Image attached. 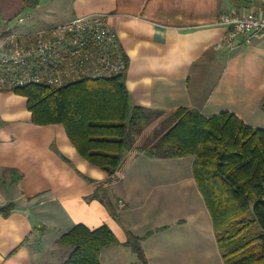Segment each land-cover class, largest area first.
<instances>
[{
  "label": "crops",
  "instance_id": "1",
  "mask_svg": "<svg viewBox=\"0 0 264 264\" xmlns=\"http://www.w3.org/2000/svg\"><path fill=\"white\" fill-rule=\"evenodd\" d=\"M25 2L0 0L2 27L38 31L107 14L129 57L126 85L133 105L163 112L186 107L206 118L231 112L264 130V37L230 48L231 29L219 23L224 14L264 18V0H41L29 8ZM26 10L32 18L18 26ZM27 104L26 97L0 90V208L12 205L8 216L0 212V264H63L71 251L58 240L78 224L91 230L107 225L120 241L102 251V264H142L125 246L131 233L143 238L148 264H170L160 239L182 227H189L190 245L194 228L215 234L207 205L168 222L176 213V206L160 204L171 190L168 182L179 180L180 192H194L196 200L200 191L195 177L141 170L150 159L158 167L166 159L129 153L108 192L95 197L91 181L105 183L108 174L79 154L63 125H36ZM190 160L193 167L195 158ZM192 255H185L187 261Z\"/></svg>",
  "mask_w": 264,
  "mask_h": 264
},
{
  "label": "trees",
  "instance_id": "2",
  "mask_svg": "<svg viewBox=\"0 0 264 264\" xmlns=\"http://www.w3.org/2000/svg\"><path fill=\"white\" fill-rule=\"evenodd\" d=\"M40 2L26 0L25 7ZM122 53L128 71L129 57L123 49ZM126 74L79 80L61 88L30 84L13 92L27 98L36 125H63L79 154L108 174L105 183L91 181L95 197L108 192L106 187L131 152L154 159L193 156L194 177L212 215L225 263L264 264V130L231 112L206 118L186 107L163 112L133 105ZM154 118L162 119L155 142L137 144L131 130L141 133ZM11 209L12 205L0 212L8 216ZM142 240L131 233L125 246L148 264ZM58 244L71 251L63 264H102V251L120 241L107 225L91 230L78 224Z\"/></svg>",
  "mask_w": 264,
  "mask_h": 264
},
{
  "label": "built area",
  "instance_id": "3",
  "mask_svg": "<svg viewBox=\"0 0 264 264\" xmlns=\"http://www.w3.org/2000/svg\"><path fill=\"white\" fill-rule=\"evenodd\" d=\"M32 14L21 16L23 24ZM231 32L229 46L264 37V18L253 12L224 14ZM127 72L118 37L108 15L74 18L49 29L16 33L0 22V90L14 91L30 84L61 88L84 79H111Z\"/></svg>",
  "mask_w": 264,
  "mask_h": 264
},
{
  "label": "rangeland",
  "instance_id": "4",
  "mask_svg": "<svg viewBox=\"0 0 264 264\" xmlns=\"http://www.w3.org/2000/svg\"><path fill=\"white\" fill-rule=\"evenodd\" d=\"M31 10L24 11L23 14H30ZM222 17V16H221ZM19 19V18H18ZM58 19H54L52 22L55 23ZM28 21V20H27ZM27 21H25L23 24H26ZM62 22V21H61ZM17 24H20L18 26H24L23 24L19 23L16 20ZM219 23L221 25H224L228 27L227 25L223 24L220 18ZM12 30H14L12 28ZM16 33L24 35L25 33H30L33 31H25V32H19L14 30ZM231 32V30H230ZM230 34V33H229ZM228 34V37H229ZM228 39V38H227ZM228 43V40H227ZM254 43V42H253ZM252 44V43H250ZM235 46V45H234ZM233 46V47H234ZM230 48H233L229 46ZM161 118L160 119H153L148 126H146L141 133L133 132L134 130H131V134L133 138L136 140L137 144H144V143H154L156 140V132L158 129L161 128ZM134 134V135H133ZM193 156H189L188 160H181L179 158H171L166 159L165 162H161V166L158 167V165H155L157 163V160H152L148 157H145V159H150L151 165L146 167L145 169L141 167V170H149V172L153 173L156 170L160 169L162 173H166L168 175L167 177H175L179 176V179L185 176L194 177L193 174V167L190 164V159H192ZM192 175V176H191ZM150 176V175H149ZM179 180H172L167 183V187H169L171 190L167 191V194H164V198L162 199V204L165 202L167 206L170 205L176 206V213L172 216L168 217V222H171L174 216L189 214L191 213L192 209H196L200 204L206 205L205 200L201 197V194L199 193V199L196 200V197L193 194H191L189 197L187 196V192L181 191L180 192V184H177L175 182H178ZM153 199L151 200V202ZM207 208V206H205ZM155 213L158 214L160 212V207L156 206L154 209ZM201 221V220H200ZM211 225V224H210ZM153 225H150L148 228H151ZM188 228L182 227L179 229L178 232H173L170 235H165L160 241H162L161 246L165 250V257L167 258L168 263L170 264H226L223 252L219 248L218 240L216 238V232L215 234H212V232L209 229L198 227L197 230L194 228L193 237H195V234L197 236L196 239L193 238L192 245H190V239L188 238V234L190 235V230L188 232ZM187 229V232H186ZM215 229V228H214ZM213 231V230H212ZM191 236V235H190ZM193 260L187 261L185 255L191 254ZM171 259H174L173 261H170ZM164 263V262H163Z\"/></svg>",
  "mask_w": 264,
  "mask_h": 264
}]
</instances>
